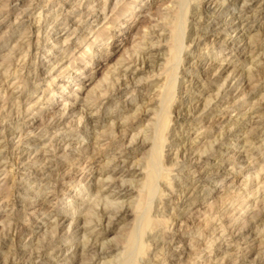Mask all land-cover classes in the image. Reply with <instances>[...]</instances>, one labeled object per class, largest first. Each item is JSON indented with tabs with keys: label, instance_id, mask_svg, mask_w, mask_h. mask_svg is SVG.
Listing matches in <instances>:
<instances>
[{
	"label": "rangeland",
	"instance_id": "rangeland-1",
	"mask_svg": "<svg viewBox=\"0 0 264 264\" xmlns=\"http://www.w3.org/2000/svg\"><path fill=\"white\" fill-rule=\"evenodd\" d=\"M203 1L0 0V264H264V0Z\"/></svg>",
	"mask_w": 264,
	"mask_h": 264
},
{
	"label": "bare ground",
	"instance_id": "bare-ground-1",
	"mask_svg": "<svg viewBox=\"0 0 264 264\" xmlns=\"http://www.w3.org/2000/svg\"><path fill=\"white\" fill-rule=\"evenodd\" d=\"M203 1V0H202ZM204 2V1H203ZM185 7V6H184ZM220 8V7H219ZM215 17V16H214ZM215 27V26H214ZM211 28L207 33H208V35H210V37H213V36H215L216 35V29L215 28ZM216 37H217V35H216ZM143 38V37H142ZM68 43V42H67ZM181 49H182V47H180ZM180 49V50H181ZM139 52V51H138ZM144 52V51H143ZM141 58V57H140ZM148 58V57H147ZM145 59V58H144ZM61 60V59H60ZM143 64V63H142ZM142 68V67H141ZM66 69H68V68H66ZM41 70V69H40ZM53 69H50V72L52 71ZM124 70V69H123ZM126 71H128V70H132L131 68H129V67H127L126 69H125ZM137 70H140V69H137ZM39 72V71H38ZM134 72V71H133ZM132 72V73H133ZM66 73V72H65ZM124 78V77H123ZM20 92V91H19ZM263 97V96H262ZM262 108V107H261ZM70 109V108H69ZM258 109H260V107L258 108ZM257 109V110H258ZM65 113V112H64ZM63 114V113H62ZM71 116L72 115V110H69L68 112H67V114H66V116H64V114L62 115V116H60V118H59V120H58V122L59 121H62V123L64 122V119L66 118V117H68V116ZM103 117V116H102ZM81 119H83V118H81ZM84 120V119H83ZM67 124V123H66ZM93 129H95L96 128V126L95 125H93V127H92ZM163 131V130H162ZM158 131H156V133H157ZM155 137L157 138V139H159V135L158 134H155ZM156 140V139H155ZM131 143V144H130ZM144 143V142H143ZM129 144L130 145H132V142L130 141L129 142ZM134 144V143H133ZM137 144V143H136ZM135 144V145H136ZM142 144V143H141ZM209 147V146H208ZM194 153V152H193ZM85 180V179H84ZM152 180V179H151ZM90 182V181H89ZM96 183V182H95ZM152 183H153V181H152ZM155 184V183H154ZM148 185H149V183H148ZM100 186V185H99ZM103 186V185H102ZM109 209V208H108ZM122 209V208H121ZM118 210H119V208H118ZM123 210V209H122ZM126 210V209H125ZM116 211V210H115ZM120 211V210H119ZM121 212V214H126L127 213V211H120ZM98 213V212H97ZM111 213H114L113 211H109V210H100L99 211V214H101V217H103L104 219L106 218V216L108 215H110ZM117 213H119V212H117ZM117 213H115L116 215H117ZM114 215V214H113ZM115 215V216H116ZM107 216V218H109ZM117 217V216H116ZM65 216H63L60 220H56L58 223H57V225H59V223H61V221H64L65 220ZM106 218V219H107ZM74 219V218H73ZM260 220H264V212L263 213H261L260 214V216H259V218H258V221H260ZM106 221V220H105ZM76 222H77V220H75L74 221V224H76ZM185 222V221H184ZM149 225V222L147 223V224H145V226L147 227ZM31 230V229H30ZM98 234V233H97ZM30 235V234H29ZM29 237V236H28ZM95 237V236H94ZM79 243V242H78ZM67 245V244H66ZM84 248V246L83 247H81L80 249L82 250ZM79 249V248H78ZM109 250H111V249H109ZM101 252V251H100ZM99 252V253H100ZM105 252V251H104ZM41 254V253H40Z\"/></svg>",
	"mask_w": 264,
	"mask_h": 264
}]
</instances>
